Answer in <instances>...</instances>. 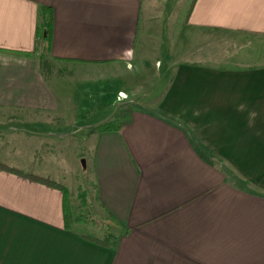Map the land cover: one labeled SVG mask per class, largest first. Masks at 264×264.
<instances>
[{"label": "crops", "instance_id": "crops-1", "mask_svg": "<svg viewBox=\"0 0 264 264\" xmlns=\"http://www.w3.org/2000/svg\"><path fill=\"white\" fill-rule=\"evenodd\" d=\"M166 1L150 16L145 0H0V109L66 125L31 131L41 151L7 159L20 168L0 164V264H264V59L192 63L172 42L147 54ZM39 6L51 14L42 60L4 53L35 48ZM179 25L254 39L247 50L264 55V0H188ZM79 100L91 144L64 172L43 141L84 140L63 117L82 114ZM50 171L92 190L105 238L73 229L71 212L65 222L60 189L40 180Z\"/></svg>", "mask_w": 264, "mask_h": 264}, {"label": "rangeland", "instance_id": "rangeland-1", "mask_svg": "<svg viewBox=\"0 0 264 264\" xmlns=\"http://www.w3.org/2000/svg\"><path fill=\"white\" fill-rule=\"evenodd\" d=\"M162 1L164 0H145L143 6L145 9L149 8L150 16H152L159 11V6H161ZM187 4L188 0L166 1V8L169 13L167 19L162 22L161 18L157 16V18L152 19L151 24H153L150 25L151 28L159 30L160 35L154 36V42H152L153 37L145 36L147 47L149 49L147 50L148 52H146L147 54L150 53L151 55V47H154V53H156V49H165L168 48L169 45L171 49V47L175 45L176 48L174 53H176V60H186L192 63L213 66L262 62L264 55L256 56L247 50L249 49L248 47L251 46L249 44L258 43L254 39L247 45L238 47L232 44L234 41H232L230 33L198 28L185 30L180 27L181 15ZM161 30L164 31L163 34H161ZM171 42L174 45L171 44ZM262 49H264V47H262ZM73 101L76 102L77 100ZM79 101L82 106L78 109H81L82 114L77 113L74 115H65L63 117L69 119V121L70 119L78 121L76 126L73 125L72 128L76 129L75 135L77 137L84 135V140L81 142L79 141L78 146L69 143L68 145L61 147L55 144V141L52 138L50 141H43L44 143H47L46 148L44 147L42 149L45 153V157H52V159H50L51 165L54 164L55 160L57 163H62L64 166V172L68 171L67 166L65 165L67 162V155L73 151L78 153L79 156H82L86 154L84 147L86 148L87 145L91 144L90 135L86 134L84 131H77V128L79 127V122L88 121L90 120L89 117L93 119L95 116H90L86 112L83 113L86 108H88L87 100ZM58 117L60 116H57V119ZM55 118L56 116H51L48 121H36L35 116L24 115L18 111L14 112L0 109V157L4 159L0 160V163L20 168V166L11 165V161L9 162L8 158H12L13 155L14 157H17L16 160L22 161L25 159V156H29L28 154L31 152L33 153L34 150L37 149L38 151H41V148L38 147V143L34 146L36 149L32 148L33 143L36 144L37 141L31 137V135H33L31 131H43L54 134L62 132L63 129H66V125L61 123V120L55 123ZM50 119L54 120L50 121ZM76 136L74 137L76 138ZM51 173L52 175L49 174L48 176L49 180L53 179L52 181L55 180L61 185L65 184V182L55 178V176H57L55 171H52ZM66 181L70 183L69 180ZM79 182L80 180L78 179L77 184ZM66 192L70 212L73 217L81 223L71 224V227L79 231H85L90 236L101 239L104 238L108 229L107 225L104 223L107 217L100 209L92 208L94 205L92 200V190L87 186L79 185L76 190L72 189V187H66Z\"/></svg>", "mask_w": 264, "mask_h": 264}, {"label": "trees", "instance_id": "trees-1", "mask_svg": "<svg viewBox=\"0 0 264 264\" xmlns=\"http://www.w3.org/2000/svg\"><path fill=\"white\" fill-rule=\"evenodd\" d=\"M50 27H51V14L48 6H39L37 10V19L35 23V36H36V46L31 51H20V50H4L3 52L6 54H10L16 57H26V58H34L40 61L44 57L46 52V45L49 40L50 35ZM127 119L126 114H122L121 116H115L112 120L101 123L96 127L98 132L110 131L117 129L121 124L125 122ZM2 164V163H0ZM27 173V172H23ZM44 183L59 188L63 198V217L65 222H68L70 219V210L68 205L67 192L63 185L58 182H54L49 180L48 178H40ZM105 238V237H104Z\"/></svg>", "mask_w": 264, "mask_h": 264}]
</instances>
